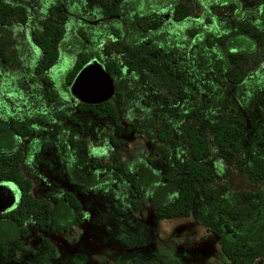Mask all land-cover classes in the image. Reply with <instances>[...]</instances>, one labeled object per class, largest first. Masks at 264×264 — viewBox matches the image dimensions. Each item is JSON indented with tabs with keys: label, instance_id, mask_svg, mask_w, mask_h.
Returning a JSON list of instances; mask_svg holds the SVG:
<instances>
[{
	"label": "trees",
	"instance_id": "1",
	"mask_svg": "<svg viewBox=\"0 0 264 264\" xmlns=\"http://www.w3.org/2000/svg\"><path fill=\"white\" fill-rule=\"evenodd\" d=\"M190 1L154 0L156 5H160V10L170 13L173 21L189 19ZM252 1L251 8L241 5L240 0L209 2L208 19L212 20L213 26L195 30L189 25L184 29L185 40L177 45L174 39H165L157 18L158 12L150 7L149 0H143L146 6L149 5L144 11L139 9L141 0H92L97 11L93 13L95 21L101 22H96L91 28H76L74 39L77 48L72 51V63L62 77V86L68 92V84L75 72L84 62L94 57L110 74L114 83L112 95L102 101L81 102L69 95L66 117L76 126L75 133L84 132L83 125L77 120L78 114L86 115L94 122L102 119L108 124L102 135L108 150L102 156L89 151L88 166L84 170L86 176H79L81 164L73 162L75 150L64 147L68 154L65 174L70 182L78 186L73 184V187L77 191L94 190L101 180L98 171L105 170L117 178L125 189L124 200L130 211L137 212L141 206L138 199H145L151 205L154 217L192 215L204 232L216 237L219 250L226 259L225 264H253L255 260L264 258V154L254 150L252 137L243 143L248 120L244 111L250 106L254 107L259 119L257 129L260 130L264 125L261 86L248 75L262 60L264 44V22L258 24L257 21L254 24L250 20V13H256L263 21L264 0ZM226 4H229L228 17L221 14ZM45 11L50 18L43 17L34 28H30L29 38L38 50L31 71L48 88L52 82L43 72L59 57L64 36V27L60 23L68 18L69 11L64 0H53ZM26 18L22 4L0 0L1 62L9 61L4 51L11 40L7 30L10 20L16 19L23 23ZM107 21L109 27L114 28L112 31L116 36L102 45L101 54L96 51V45L98 36L109 30L108 25L104 24ZM156 48L173 54L190 51L197 74H205L210 69L219 71L222 86L212 90L213 94L209 96L207 92L200 91L199 87L194 89L184 75L178 77L174 74L173 64H163L162 58L150 53L151 49L156 51ZM111 52L121 54L127 69L142 73L147 83L163 94L166 102L179 103L184 113L179 124L183 150L180 157L173 161L165 144L168 129L154 124L145 113L139 118L143 127L154 131L153 155L161 156L166 162L160 171L142 154H135L128 160L120 157L119 148L127 142L116 133V130L123 127L115 104L110 99L113 97L122 103L119 80L116 78L121 72V66L115 58L105 55ZM168 53L165 56H169ZM227 86H233L239 92L242 86H247L245 99L248 105L241 112H222L230 98ZM48 97L52 99L53 94H48ZM31 131V126L22 117L8 116L6 122L0 120V184L10 185L13 194L14 191L16 193L14 203L0 210L1 257L8 253L9 248L16 251L24 249L19 236L26 231V217H31L38 226L59 233L69 230L83 216L78 197L69 189L47 190L43 197H34L30 193V179L21 168L28 169L24 159L31 149L25 150L21 137L28 136ZM259 132L256 131V135ZM213 152L225 153L230 166L219 158L212 159L215 154ZM221 166L222 170L219 171ZM230 167L242 173L252 186L260 185L259 199L233 202L216 190L212 182L225 176ZM40 240L52 253L54 248L47 237L42 235ZM164 262L175 264L168 258H164ZM111 264L127 262L124 255H121Z\"/></svg>",
	"mask_w": 264,
	"mask_h": 264
},
{
	"label": "rangeland",
	"instance_id": "2",
	"mask_svg": "<svg viewBox=\"0 0 264 264\" xmlns=\"http://www.w3.org/2000/svg\"><path fill=\"white\" fill-rule=\"evenodd\" d=\"M6 1L22 4L27 18L23 23L11 19L7 26L11 40L4 51L9 61H0V120L6 122L8 116L22 117L32 128L28 136L21 137L25 150L31 149L30 154L24 156L28 169L21 168L30 179V193L34 197H43L47 190L69 189L78 197L83 213L80 224H74L67 232L50 235L56 248L52 253L48 248L41 246V240L34 242L31 238L45 235L47 228L36 225L31 217H26L24 222L27 231L21 239L27 248L19 254L9 248L5 255L6 261L13 264H111L124 255L127 264H166L164 258L175 264H225L226 259L219 250L216 237L204 232L192 215L154 217L152 207L145 199H138L141 206L137 212L130 211L124 200L125 189L117 178L105 170L98 171L101 180L94 190L77 191L73 187V184H77L70 182L65 174L68 154L64 147H72L75 150L76 157H73V162L81 164L79 176H86L84 170L88 166L89 151L96 156H102L108 150V144L102 136L108 124L102 119L94 122L92 118L78 114L77 120L83 125L84 132L75 133L76 126L66 117L65 108L70 93L63 88L62 77L72 63V51L77 48L74 39L76 28H91L101 21H95L93 13L97 11L92 0H64L69 14L68 18L60 23L64 27V36L59 57L43 72L52 82V85L46 88L31 71L38 50L29 38V29L34 28L43 17L50 18L45 14V8L53 0ZM128 1L131 0H126ZM141 1L139 9L144 11L149 5L154 7L158 12L157 18L165 39H174L177 45L185 40L184 29L189 25L195 30L213 26L212 20L208 19L207 5L215 0H191L189 19L184 21H173L170 13L164 9L160 10V5H156L154 0H149L148 6ZM240 2L249 8L253 6L252 0ZM228 8L229 4L224 5L221 14L228 17ZM250 20L254 24H257V21L258 24L264 22L256 13H250ZM104 24L108 25L109 30L98 36L96 45V51L101 54L102 45L116 36L112 31L114 28L109 27V21ZM160 49H151L150 53L162 58L163 64H173L174 74L178 77L184 75L194 89L199 87L200 91L207 92L209 96L213 94L212 90L222 86L219 71L210 69L205 74H197L190 51L173 54ZM167 53L169 56H165ZM105 55L115 58L121 66V72L116 78L119 80L118 89L122 93V103H118L113 97L110 99L115 104L123 127L116 130V133L127 142L119 148L120 157L128 160L135 154H142L160 171L166 162L161 156L153 155L154 131L152 128L143 127L139 118L145 113L152 118L154 124L168 129L169 135L165 144L173 161L180 157L183 150L179 124L184 113L179 103L166 102L163 94L152 88L142 73L127 69L121 54L111 52ZM165 57L167 60H164ZM248 75L261 86L264 96V44L262 60ZM247 89V86H242L239 92L233 86H227L226 91L230 98L222 112L232 114L244 110L248 105L245 99ZM48 94H53V98L50 99ZM244 112L248 120L243 143H246L248 137H252L254 150L258 154H264V125L260 130L257 129L259 119L254 107L250 106ZM73 114L77 115L76 112ZM256 131H260L259 135H256ZM211 158H219L229 165L228 157L225 158L223 152H217ZM221 170L222 166L219 171ZM212 185L233 202L259 199L260 185L252 186L242 173L232 167L228 168L225 176L213 181ZM10 188L12 187L5 183L1 184L0 190ZM3 193L5 192H0V199ZM15 195L14 191L13 198L8 199L6 205L0 206V210L10 207L15 201ZM253 264H264V258L255 260Z\"/></svg>",
	"mask_w": 264,
	"mask_h": 264
},
{
	"label": "water",
	"instance_id": "3",
	"mask_svg": "<svg viewBox=\"0 0 264 264\" xmlns=\"http://www.w3.org/2000/svg\"><path fill=\"white\" fill-rule=\"evenodd\" d=\"M113 90L112 77L94 57L78 68L68 84V92L74 99L88 103L109 98Z\"/></svg>",
	"mask_w": 264,
	"mask_h": 264
},
{
	"label": "crops",
	"instance_id": "4",
	"mask_svg": "<svg viewBox=\"0 0 264 264\" xmlns=\"http://www.w3.org/2000/svg\"><path fill=\"white\" fill-rule=\"evenodd\" d=\"M82 218H83V216H82ZM82 220H80L79 222H81ZM76 223V224H80V223ZM73 227V226H72ZM71 227V228H72ZM46 230V229H45ZM26 231H27V229H26ZM26 231H25V233H26ZM68 231V230H67ZM66 231V232H67ZM24 233V234H25ZM53 233H55V234H57L58 232H52V231H49L48 229L44 232V234L45 235H43V236H46L47 237V239H48V241L50 242V244L53 246V248H54V251L56 250V248H55V244H54V241L53 240H51L50 239V235L51 234H53ZM60 233H63V232H59V234ZM24 234H22V235H24ZM22 235H20L19 236V240L22 242V244L24 245V249L23 250H21V251H17V253L19 254L20 252H23V251H25L26 250V248H27V246L25 245V243H24V241H22V239H21V236ZM31 238H32V240L35 242V240H39L40 241V238H38L37 236L36 237H34V236H31ZM41 246H42V244H41ZM6 259H7V256H5V257H0V264H13V263H8L7 261H6Z\"/></svg>",
	"mask_w": 264,
	"mask_h": 264
},
{
	"label": "flooded vegetation",
	"instance_id": "5",
	"mask_svg": "<svg viewBox=\"0 0 264 264\" xmlns=\"http://www.w3.org/2000/svg\"><path fill=\"white\" fill-rule=\"evenodd\" d=\"M0 192H5V193H3V196L0 199V206L6 205L8 199H10L13 196V191L11 189L10 190L9 189H5V190H0ZM15 199H16V197H15Z\"/></svg>",
	"mask_w": 264,
	"mask_h": 264
}]
</instances>
